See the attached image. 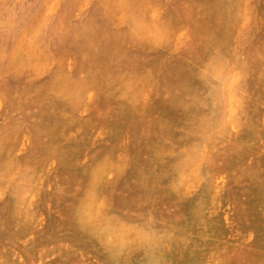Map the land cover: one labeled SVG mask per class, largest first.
Here are the masks:
<instances>
[{
	"label": "rangeland",
	"instance_id": "rangeland-1",
	"mask_svg": "<svg viewBox=\"0 0 264 264\" xmlns=\"http://www.w3.org/2000/svg\"><path fill=\"white\" fill-rule=\"evenodd\" d=\"M0 62V264H264V0H0Z\"/></svg>",
	"mask_w": 264,
	"mask_h": 264
},
{
	"label": "bare ground",
	"instance_id": "bare-ground-1",
	"mask_svg": "<svg viewBox=\"0 0 264 264\" xmlns=\"http://www.w3.org/2000/svg\"><path fill=\"white\" fill-rule=\"evenodd\" d=\"M97 1V0H96ZM104 1V0H103ZM105 1H107V0H105ZM151 1V0H150ZM184 1V0H183ZM72 2V1H71ZM148 2V1H147ZM161 2V1H160ZM260 2V1H259ZM56 3V2H55ZM134 3H136V2H134ZM141 3V2H140ZM152 3V2H151ZM154 3V2H153ZM157 3V2H156ZM84 4V3H83ZM92 4V3H91ZM90 4V5H91ZM97 4V3H96ZM101 4V3H100ZM164 4V3H163ZM162 4V5H163ZM14 5V4H13ZM54 5H56V4H54ZM57 5H58V3H57ZM99 5V4H98ZM113 5V4H112ZM161 5V6H162ZM165 5V4H164ZM226 5V4H225ZM65 6V5H64ZM111 6V5H110ZM160 6V5H159ZM261 6V5H260ZM13 7V6H12ZM45 7H46V5H45ZM75 7V6H74ZM133 7V6H132ZM173 7V6H172ZM203 7V6H202ZM229 7H232V6H229ZM96 8V7H95ZM99 8V7H98ZM115 7L113 6V10H115L116 11V9H114ZM185 8V7H184ZM225 8H226V6H225ZM118 9V8H117ZM169 9V8H168ZM45 10V9H44ZM65 10V9H64ZM72 10V9H71ZM137 10V9H136ZM183 10V9H182ZM83 11V10H82ZM97 11H98V9H97ZM167 11V10H166ZM231 11V10H230ZM99 12V11H98ZM110 12H112V11H110ZM114 12V11H113ZM152 12V11H151ZM173 12V11H172ZM44 13V12H43ZM78 13V12H77ZM164 13V12H163ZM170 13V12H169ZM68 14H70V13H68ZM67 14V15H68ZM112 14V13H111ZM116 14V13H115ZM199 14H201V12L199 13ZM203 14V13H202ZM61 15V14H60ZM100 15V14H99ZM134 15V14H133ZM172 15V14H171ZM42 16V15H41ZM52 16V15H51ZM78 16V15H77ZM106 16V15H105ZM135 16V15H134ZM134 16H133V18H134ZM163 16V15H162ZM197 16V15H196ZM17 17V16H16ZM42 17H44V16H42ZM67 17V16H66ZM75 17V16H74ZM108 17V16H107ZM140 17V16H139ZM227 17V16H226ZM11 18H13V16H11ZM128 19H130V18H128ZM150 19V18H149ZM39 20V19H38ZM60 20V19H59ZM163 20V19H162ZM225 20V19H224ZM226 20H228V18L226 19ZM230 20V19H229ZM227 21V22H229V23H231L230 21ZM13 21V20H12ZM43 21V20H42ZM93 21V20H92ZM128 21V20H127ZM167 20L165 19V22H166ZM41 22V21H40ZM61 22V21H60ZM84 22V21H83ZM111 22V21H110ZM129 22V21H128ZM135 22V21H134ZM185 22H186V20H185ZM234 22V21H233ZM47 23V22H46ZM80 23V22H79ZM94 23H96V22H94ZM139 23V22H138ZM137 23V24H138ZM166 23H168V22H166ZM192 23V22H191ZM42 24H44V23H42ZM57 24H59V23H57ZM132 24V23H131ZM172 24V23H171ZM228 24V23H227ZM233 24V23H232ZM39 25V24H38ZM45 25V24H44ZM129 25V24H128ZM163 25V24H162ZM193 25V24H192ZM231 25V24H230ZM229 25V26H230ZM46 26V25H45ZM57 26V25H56ZM166 26H168V25H166ZM225 26H227V25H225ZM25 27V26H24ZM23 27V28H24ZM41 27V26H40ZM110 27V26H109ZM123 27V26H122ZM137 27V26H136ZM169 27V26H168ZM233 27V26H232ZM130 28V27H129ZM131 28H132V26H131ZM35 29V28H34ZM112 29H113V27H112ZM163 29V28H162ZM31 30V29H30ZM93 30H95V29H93ZM121 30H123L122 28H121ZM262 30V29H261ZM35 32H36V30H34ZM55 31H57V30H55ZM67 31V30H66ZM112 31V30H111ZM40 32V31H39ZM38 32V33H39ZM115 32V31H114ZM127 32V34H128V31H126ZM134 32V31H133ZM219 32H221L220 30H219ZM223 32V31H222ZM222 32L220 33V35L222 34ZM228 32V31H227ZM230 32V31H229ZM260 32V31H259ZM3 33V32H2ZM38 33L36 34L38 37H39V35H38ZM59 33V32H58ZM61 33V32H60ZM117 33V32H116ZM116 33H115V35H116ZM66 34V33H65ZM75 34V33H74ZM126 34V33H125ZM126 34V35H127ZM130 34H131V32H130ZM133 34V33H132ZM228 34V33H227ZM227 34L225 33V31H224V35L225 36H227ZM5 35V34H4ZM18 35V34H17ZM112 35V34H111ZM181 35V34H180ZM60 36V35H59ZM103 36V35H102ZM117 36V35H116ZM124 36V35H123ZM122 36V37H123ZM130 36V35H129ZM128 35H127V37H125V38H131V37H129ZM63 37H64V35H63ZM110 37H113V35L112 36H110ZM118 38H119V36H117ZM30 38V37H29ZM65 38V37H64ZM114 38V37H113ZM247 38V37H246ZM66 39V38H65ZM64 39V40H65ZM111 39V38H110ZM230 39H231V37H230ZM114 40V39H113ZM121 40V39H120ZM123 40V39H122ZM168 40V39H167ZM18 41V40H17ZM128 41V40H127ZM166 41V40H165ZM165 41H163V43L162 44H165ZM200 41H202V40H200ZM242 41H243V39H242ZM111 42V41H110ZM118 42V41H117ZM122 42V41H121ZM120 42V43H121ZM131 42H132V39H131ZM130 42V43H131ZM162 42V41H161ZM168 43H169V41H167ZM211 42H213V41H211ZM216 42V41H215ZM38 43V42H37ZM60 43V42H59ZM62 43V42H61ZM90 43V42H89ZM120 43H119V45H120ZM129 43V42H128ZM203 43V42H202ZM253 43V42H252ZM13 44H14V42H13ZM28 44H29V42H28ZM122 44V43H121ZM135 44V43H134ZM213 44V43H212ZM224 44V43H223ZM54 45V44H53ZM89 45V44H88ZM114 45V44H113ZM118 45V46H119ZM136 45V44H135ZM134 45V46H135ZM179 45V44H178ZM202 45V44H201ZM13 46V45H12ZM12 46H11V48H12ZM111 46V45H110ZM122 46V45H121ZM137 46V45H136ZM161 46V45H160ZM14 47V46H13ZM56 47V46H55ZM109 47V46H108ZM113 47V46H112ZM156 47V46H155ZM163 47V46H162ZM202 47V46H201ZM217 47V46H216ZM41 48V47H40ZM218 48V47H217ZM223 48V47H222ZM246 48V47H245ZM44 49V48H43ZM42 49V50H43ZM48 49V48H47ZM68 49V48H67ZM124 49V48H123ZM141 49V48H140ZM170 49H172V48H170ZM175 49V48H174ZM224 49V48H223ZM236 49V48H235ZM237 49H239V48H237ZM243 49V48H242ZM249 49V48H248ZM253 49V48H252ZM62 50V49H61ZM64 50H66V49H64ZM120 50V49H119ZM134 50V49H133ZM135 50H136V48H135ZM146 50V49H145ZM202 50V49H201ZM229 50H231V49H229ZM49 51V50H48ZM95 51V50H94ZM130 51V50H129ZM141 51H143V50H141ZM156 51V50H155ZM160 51V50H159ZM165 51V50H164ZM185 51V50H184ZM192 51V50H191ZM203 51H204V48H203ZM232 51V50H231ZM236 51V50H235ZM60 52H62V51H60ZM126 52V51H125ZM139 52V51H138ZM157 52V51H156ZM165 52H167V50L165 51ZM205 52V51H204ZM212 52V51H211ZM237 52V51H236ZM56 53V52H55ZM132 53V52H131ZM148 53V52H147ZM150 53V52H149ZM154 53V52H153ZM183 53V52H182ZM188 53V52H187ZM194 53V52H193ZM233 53H235V52H233ZM62 54V53H61ZM109 54V53H108ZM118 54H119V52H118ZM121 54H123V53H121ZM145 54V53H144ZM200 54V53H199ZM205 54V53H204ZM203 54V56L205 57V55ZM241 54H243V53H241ZM254 54H255V52H254ZM86 55V54H85ZM84 55V56H85ZM95 55V54H94ZM172 55V54H171ZM182 55V54H181ZM180 55V56H181ZM187 55V54H186ZM201 55V54H200ZM199 55V56H200ZM239 55H240V53H239ZM72 56V55H71ZM105 56V55H104ZM108 56V55H107ZM113 56V55H112ZM158 56H159V54H158ZM157 56V57H158ZM222 56H224V55H222ZM233 56V55H232ZM244 56V55H243ZM7 57V56H6ZM140 57V56H139ZM250 57V56H249ZM262 57V56H261ZM56 58V57H55ZM89 58V57H88ZM160 58H161V55H160ZM171 58H173V57H171ZM198 58V57H197ZM200 59H201V57H199ZM234 58V57H233ZM239 58V57H238ZM246 58V57H245ZM49 59V58H48ZM82 59V58H81ZM116 59V58H115ZM125 59V58H124ZM133 59V58H132ZM181 59V58H180ZM212 59V58H211ZM224 59V58H223ZM243 59V58H242ZM80 60V59H79ZM111 60V59H110ZM122 60V59H121ZM144 60V59H143ZM155 60V59H154ZM160 60V59H159ZM202 60V59H201ZM219 60H220V58H219ZM244 60V59H243ZM90 61V60H89ZM93 61H95V60H93ZM92 61V62H93ZM125 61V60H124ZM124 61H123V63H124ZM128 61V60H127ZM126 61V62H127ZM148 61V60H147ZM146 61V62H147ZM151 61V60H150ZM165 61H166V59H165ZM106 62V61H105ZM132 62V61H131ZM137 62V61H136ZM159 62V61H158ZM157 62V63H158ZM163 62V61H162ZM184 62V61H183ZM200 62V61H199ZM203 62H204V59H203ZM242 62V61H241ZM240 62V63H241ZM1 63V62H0ZM71 63V62H70ZM78 63V62H77ZM100 63V62H99ZM145 63V62H144ZM152 63V62H151ZM161 63V62H160ZM184 63H186V62H184ZM197 63V62H196ZM227 63H228V60H227ZM95 64V63H94ZM182 64V63H181ZM200 64V63H199ZM98 65V64H97ZM138 65V64H137ZM146 65H148V64H146ZM170 65V64H169ZM179 65H180V63H179ZM57 66H58V64H57ZM92 66H93V64H92ZM91 66V67H92ZM125 66V65H124ZM143 66V65H142ZM152 66V65H151ZM186 65H184V67H185ZM212 66V65H211ZM219 66H220V64H219ZM218 66V67H219ZM5 67V66H4ZM94 67V66H93ZM101 67V66H100ZM109 67V66H108ZM120 67V66H119ZM126 67H127V65H126ZM131 67V66H130ZM137 67V66H136ZM148 67H149V65H148ZM191 67V66H190ZM196 67V66H195ZM198 67V66H197ZM217 67V68H218ZM239 67V66H238ZM243 67V66H242ZM261 67H263L262 65H261ZM102 68V67H101ZM122 68V67H121ZM135 68V67H134ZM166 68V67H165ZM171 68H173L172 66H171ZM212 68H213V66H212ZM235 68V67H234ZM240 68H241V66H240ZM66 69V68H65ZM64 69V70H65ZM75 69V68H74ZM125 69V68H124ZM132 69V68H131ZM137 69V68H136ZM135 69V70H136ZM143 69H146V67L145 68H143ZM152 69V68H151ZM151 69H150V71H151ZM162 69V68H161ZM164 69V68H163ZM162 69V70H163ZM175 68H173V70H174ZM177 69V68H176ZM180 69V68H179ZM188 69V68H187ZM192 69V68H191ZM215 69V68H214ZM63 70V71H64ZM67 70V69H66ZM108 69H106V71H107ZM111 70V69H110ZM121 70V69H120ZM129 70V69H128ZM134 70V69H133ZM134 70V71H135ZM199 70H200V68H199ZM209 70V69H208ZM212 70V69H211ZM220 70V69H219ZM218 70V71H219ZM222 70V69H221ZM53 71V70H52ZM58 71V70H57ZM60 71V70H59ZM93 71V70H92ZM123 71V70H122ZM188 71V70H187ZM190 69H189V74H190ZM198 71V70H197ZM196 71V72H197ZM210 71V70H209ZM5 72V71H4ZM9 72V71H8ZM65 72V71H64ZM108 72V71H107ZM107 72H105V73H107ZM138 72V74H139V71H137ZM140 72H141V69H140ZM146 72V71H145ZM248 72V71H247ZM9 73H11V72H9ZM52 73V72H51ZM102 73V72H101ZM110 73V72H109ZM118 73H120L119 71H118ZM123 73V72H122ZM128 73V72H127ZM148 73V72H147ZM146 73V74H147ZM188 73V72H187ZM202 73V72H201ZM1 74V73H0ZM32 74V73H31ZM47 74V73H46ZM99 74V73H98ZM134 74V73H133ZM145 74V75H146ZM150 74H152V73H150ZM203 74V73H202ZM223 74V73H222ZM241 74H242V71H241ZM247 74V73H246ZM245 74V75H246ZM9 75V74H8ZM19 75V74H18ZM62 75V74H61ZM91 75H93V74H91ZM110 75H111V73H110ZM119 75V74H118ZM127 75V74H126ZM162 75V74H161ZM163 75H165V73L163 74ZM210 75V74H209ZM244 75V76H245ZM17 76V75H16ZM20 76H21V74H20ZM19 76V77H20ZM96 76V75H95ZM120 76V75H119ZM130 76H132L131 74H130ZM141 76V75H140ZM151 76V75H150ZM155 76V75H154ZM202 76V75H201ZM12 77V76H11ZM18 77V76H17ZM18 77V78H19ZM64 77H65V75H64ZM104 77V76H103ZM111 77V76H110ZM121 77V76H120ZM133 77V76H132ZM137 77H138V75H137ZM152 77V76H151ZM164 77V76H163ZM204 77V76H203ZM208 77V76H207ZM231 77V76H230ZM241 77V76H240ZM247 77V76H246ZM43 78V77H42ZM74 78H75V76L73 77V80H72V82L74 81ZM77 78V77H76ZM90 78V77H89ZM118 78V77H117ZM135 78H136V75H135ZM216 78V77H215ZM226 78V77H225ZM250 78V77H249ZM50 79V78H49ZM67 79V78H66ZM70 79H72V78H70ZM87 79V78H86ZM98 79V78H97ZM97 79H96V81H97ZM104 79V78H103ZM120 79V78H119ZM128 79V78H127ZM133 79V78H132ZM137 79V78H136ZM147 79V78H146ZM231 79V78H230ZM229 79V81H231ZM68 80V79H67ZM80 80V79H79ZM99 80V79H98ZM100 80H102V77H101V79ZM113 80V79H112ZM118 80V79H117ZM152 80V79H151ZM249 80V79H248ZM247 80V81H248ZM2 81V80H1ZM37 81V80H36ZM36 81H34V82H36ZM86 81V80H85ZM85 81H83V82H85ZM104 81V80H103ZM102 81V82H103ZM159 81V80H158ZM197 81H198V78H197ZM203 81V80H202ZM18 82V81H17ZM43 82V81H42ZM81 82V81H80ZM115 82H116V80H115ZM161 82V81H160ZM159 82V83H160ZM174 82V81H173ZM199 82V81H198ZM250 82V81H249ZM41 83V82H40ZM45 83V82H44ZM69 83V82H68ZM91 83V82H90ZM93 83V82H92ZM118 83V82H117ZM162 83V82H161ZM185 83H186V81H185ZM200 83V82H199ZM242 83V82H241ZM245 83V82H244ZM72 85H73V83H71ZM83 84V83H82ZM155 84V83H154ZM202 84V83H201ZM16 85V84H15ZM25 85H28V84H25ZM120 85V84H119ZM118 85V86H119ZM222 85H224L223 83H222ZM246 85V84H245ZM6 87H8L7 85H5ZM56 86V85H55ZM71 86V85H70ZM104 86V85H103ZM113 86H115V85H113ZM154 86H156V85H154ZM159 86V85H158ZM188 86H190V85H188ZM192 86H194V85H192ZM247 86V85H246ZM36 87V86H35ZM34 87V88H35ZM202 87V86H201ZM228 87V86H227ZM4 88V87H3ZM66 88H68V87H66ZM76 88V87H75ZM80 88V87H79ZM84 88V87H83ZM155 88V87H154ZM184 88V87H183ZM189 88V87H188ZM233 88V87H232ZM232 88H230V89H232ZM47 89V88H46ZM74 89V88H73ZM72 89V90H73ZM92 89V88H91ZM100 89H103V87H101ZM108 89V88H107ZM123 89V88H122ZM185 89V88H184ZM192 89V88H191ZM201 89V88H200ZM229 89V90H230ZM69 90H70V88H69ZM76 90V89H75ZM111 90H112V88H111ZM124 90H125V88H124ZM127 90V89H126ZM195 90V89H194ZM204 90V89H203ZM40 91H43L42 89L40 90ZM52 91H55V89L53 90L52 89ZM82 91H84V90H82ZM103 91V90H102ZM118 91V90H117ZM128 91V90H127ZM168 91V90H167ZM174 91V90H173ZM178 91V90H177ZM186 91V89L184 90V92ZM222 91V90H221ZM247 91V90H246ZM67 92V91H66ZM72 92V91H71ZM74 92V91H73ZM84 92H86V91H84ZM120 92H122L121 90L119 91V93ZM170 92V91H169ZM195 92V91H194ZM199 92H200V90H199ZM226 92V91H225ZM234 92V91H233ZM245 92V91H244ZM44 93V92H43ZM45 93H48V91L47 92H45ZM63 93V92H62ZM65 93V92H64ZM68 93V92H67ZM75 93V92H74ZM82 93V92H81ZM101 93V92H100ZM108 93V92H107ZM110 94H111V92H109ZM128 93V92H127ZM130 93H132V92H130ZM175 93V92H174ZM173 92L171 93V94H174ZM186 93V92H185ZM197 93V92H196ZM241 93V92H240ZM14 94V93H13ZM16 94V93H15ZM50 94V93H49ZM48 94V95H49ZM118 94V93H117ZM155 94V93H154ZM169 94V93H168ZM180 94H183V93H180ZM195 94V93H194ZM225 94V93H224ZM253 94V93H252ZM26 95V94H25ZM36 95V94H35ZM47 95V94H46ZM76 96H77V94H75ZM105 95V94H104ZM103 95V96H104ZM126 95V94H125ZM200 95H201V92H200ZM251 95V94H250ZM60 96V95H59ZM65 96V95H64ZM114 97H115V95H113ZM128 96V95H127ZM172 96V95H171ZM257 96V95H256ZM259 96V95H258ZM7 97H8V95H7ZM38 97V96H37ZM36 97V98H37ZM87 97V96H86ZM125 97V96H124ZM168 97V96H167ZM181 97V96H180ZM182 97H183V99H184V96L182 95ZM49 98V97H48ZM47 98V99H48ZM84 98V97H83ZM109 98V97H108ZM172 98V97H171ZM200 98V97H199ZM218 98V97H217ZM220 98V97H219ZM235 98V97H234ZM245 98V97H244ZM244 98H243V100H244ZM46 99V100H47ZM65 99V98H64ZM77 99V98H76ZM81 99V98H80ZM112 99V98H111ZM176 99V98H175ZM178 99V98H177ZM182 99V98H181ZM182 99V100H183ZM186 99V98H185ZM189 99V98H188ZM187 99V100H188ZM216 99V98H215ZM236 99V98H235ZM8 100V99H7ZM17 100V99H16ZM68 100H69V98H68ZM71 100H72V97H71ZM104 100V99H103ZM118 100V99H117ZM221 100V99H220ZM219 100V101H220ZM227 100V99H226ZM252 100V99H251ZM255 100H257V99H255ZM4 101V100H3ZM48 101V100H47ZM122 101V100H121ZM170 101H172V100H170ZM178 101H181V100H178ZM228 101V100H227ZM11 102V101H10ZM42 102V101H41ZM50 102V101H49ZM70 102V101H69ZM117 102V101H116ZM133 102V101H132ZM175 102V101H174ZM182 102V101H181ZM184 102H186V100L184 101ZM216 102H217V100H216ZM242 102V101H241ZM252 102V101H251ZM81 103H82V101H81ZM112 103V102H111ZM153 103V102H152ZM245 103V102H244ZM263 103V102H262ZM33 104V103H32ZM40 104V103H39ZM38 104V105H39ZM48 104V103H47ZM79 104V103H78ZM178 104H179V102H178ZM217 104V103H216ZM227 104H229L228 102H227ZM235 104V103H234ZM246 104V103H245ZM49 105H50V103H49ZM71 105H73V104H71ZM113 105V104H112ZM214 105H215V103H214ZM226 105V104H225ZM236 105V104H235ZM235 105H233L234 107L233 108H235ZM241 105V104H240ZM243 105V104H242ZM247 105H249V104H247ZM246 105V106H247ZM58 106V105H57ZM191 106V105H190ZM244 106V105H243ZM256 106V105H255ZM254 106V107H255ZM4 107H5V105H4ZM51 107H52V105H51ZM55 107V106H54ZM80 107V106H79ZM112 107V106H111ZM181 107H183V106H181ZM187 107V106H186ZM186 107H185V109H186ZM228 107V106H227ZM237 107V106H236ZM18 108V107H17ZM56 108V107H55ZM62 108V107H61ZM67 108H68V106H67ZM75 108V107H74ZM117 108H119V107H117ZM197 108V107H196ZM207 107H205V109H206ZM14 109H16V108H14ZM36 109V108H35ZM78 109V108H77ZM247 109V108H246ZM27 110V109H26ZM65 110H66V108H65ZM74 110V109H73ZM183 110H184V108H183ZM187 110V109H186ZM239 110V109H238ZM251 110V109H250ZM1 111V110H0ZM5 111V110H4ZM24 111H25V109H24ZM182 111V110H181ZM187 111H189V109L187 110ZM194 111V110H193ZM202 111V110H201ZM234 111V110H233ZM236 111V110H235ZM95 112V111H94ZM157 112V111H156ZM180 112V111H179ZM179 112H177V114L179 113ZM190 112V111H189ZM188 112V113H189ZM6 113V112H5ZM129 113V112H128ZM196 113V112H195ZM198 113V112H197ZM228 113V112H227ZM250 113H252V112H250ZM58 114V113H57ZM119 114V113H118ZM162 114V113H161ZM206 114V113H205ZM5 115V114H4ZM130 115V114H129ZM128 115V116H129ZM163 115V114H162ZM179 115V114H178ZM191 115V114H190ZM199 115H200V113H199ZM199 115H198V117H199ZM207 115V114H206ZM227 115V114H226ZM236 115V114H235ZM242 115V114H241ZM21 116V115H20ZM216 116V115H215ZM247 116V115H246ZM41 117V116H40ZM64 117V116H63ZM93 117V116H92ZM179 117H181V116H179ZM205 117V116H204ZM255 117V116H254ZM10 118V117H9ZM20 118V117H19ZM30 118V117H29ZM67 118V117H66ZM65 118V119H66ZM72 118V117H71ZM75 118V117H74ZM94 118V117H93ZM185 118V117H184ZM188 118V117H187ZM196 118V117H195ZM222 118V117H221ZM223 118H224V116H223ZM17 119V118H16ZM27 119H28V117H27ZM183 119V118H182ZM200 119V118H199ZM230 119V118H229ZM36 120V119H35ZM69 120V119H68ZM89 120V119H88ZM201 120V119H200ZM205 120V119H204ZM228 120V119H227ZM257 119H255V121H256ZM43 121V120H42ZM188 121H189V119H188ZM223 121V120H222ZM259 121V120H258ZM68 122H70V120L68 121ZM177 122V121H176ZM179 122V121H178ZM181 122V121H180ZM185 122V121H184ZM183 122V123H184ZM191 122V121H190ZM202 122V121H201ZM246 122V121H245ZM24 123V122H23ZM42 123V122H41ZM45 123V122H44ZM65 123V122H64ZM74 123V122H73ZM79 123V122H78ZM160 123V122H159ZM199 123V122H198ZM207 123V122H206ZM206 123H204V124H206ZM225 123V122H224ZM223 123V124H224ZM240 123V122H239ZM75 124V123H74ZM79 124H81V123H79ZM93 124H95L94 122H93ZM114 124V123H113ZM193 124H195V123H193ZM197 124V123H196ZM226 124H227V122H226ZM243 124V123H242ZM252 124V123H251ZM250 124V125H251ZM254 124V123H253ZM17 125V124H16ZM19 125V124H18ZM24 125V124H23ZM66 125V124H65ZM69 125V124H68ZM72 125V124H71ZM115 125V124H114ZM202 125V124H201ZM225 125V124H224ZM52 126V125H51ZM63 126V125H62ZM94 126V125H93ZM161 126H162V124H161ZM186 126H190L189 124L188 125H186ZM193 126V125H192ZM226 126V125H225ZM242 126V125H241ZM9 127V126H8ZM17 127V126H16ZM66 127V126H65ZM114 127V126H113ZM167 127V126H166ZM165 127V128H166ZM194 128L196 127V126H193ZM200 128H201V126H199ZM205 127V126H204ZM20 128V127H19ZM37 128H39V127H37ZM52 128H54L53 126H52ZM88 128V127H87ZM104 128V127H103ZM160 128V127H159ZM165 128H163V129H165ZM197 128H198V126H197ZM223 128V127H222ZM241 128V127H240ZM48 129H49V126H48ZM61 129H62V127H61ZM162 129V128H161ZM186 129V128H185ZM224 129V128H223ZM56 130V129H55ZM89 130H91V129H89ZM188 130V129H187ZM186 130V131H187ZM196 130H198V129H196ZM200 130V129H199ZM207 130H209V128L207 129ZM224 130H226V129H224ZM233 130V129H232ZM3 131H5V129L3 130ZM26 131V130H25ZM54 131V130H53ZM95 131V130H94ZM164 131V130H163ZM167 131H168V129H167ZM166 131V132H167ZM181 131V130H180ZM211 131V130H210ZM217 131V130H216ZM239 131V130H238ZM240 131H242V130H240ZM247 130H245V132H246ZM262 131V130H261ZM10 132V131H9ZM16 132H17V130H16ZM29 132V131H28ZM27 132V133H28ZM50 132V131H49ZM113 132H115V131H113ZM170 132V131H169ZM172 132V131H171ZM201 132V131H200ZM205 132V131H204ZM209 132V131H208ZM212 132V131H211ZM243 132V131H242ZM248 132V131H247ZM21 133H22V131H21ZM32 133V132H31ZM51 133V132H50ZM49 133V134H50ZM81 133H83V132H81ZM173 133V132H172ZM184 133V132H183ZM188 133V132H187ZM228 133V132H227ZM254 133V132H253ZM114 134V133H113ZM198 134V133H197ZM200 134V133H199ZM233 134H234V132H233ZM7 135H8V133H7ZM28 135V134H27ZM44 135V134H43ZM42 135V136H43ZM51 135H52V133H51ZM166 135V134H165ZM169 135V134H168ZM167 135V136H168ZM180 135V134H179ZM184 135V134H183ZM250 135V134H249ZM251 135H252V133H251ZM38 136V135H37ZM55 136V135H54ZM64 136H65V134H64ZM81 136V135H80ZM92 136V135H91ZM170 136H172V135H170ZM185 136H186V134H185ZM204 136V135H203ZM230 136H232V135H230ZM1 137V136H0ZM31 137H32V135H31ZM46 137H48V136H46ZM51 137V136H50ZM77 137H78V135H77ZM111 137V136H110ZM119 137V136H118ZM125 137H126V135H125ZM187 138H188V135L186 136ZM206 137V136H205ZM226 137V136H225ZM2 138V137H1ZM52 138V137H51ZM177 138V137H176ZM175 138V139H176ZM185 138V137H184ZM184 138H183V141H184ZM238 138H240L239 136H238ZM245 138V137H244ZM251 138V137H250ZM249 138V139H250ZM260 138V137H259ZM18 139V138H17ZM31 139V138H30ZM53 139V138H52ZM95 139V138H94ZM107 139V138H106ZM189 139V138H188ZM200 139V138H199ZM210 139H212V137L210 138ZM214 140H215V138H213ZM233 139H234V137H233ZM263 139V138H262ZM2 140V139H1ZM32 140V139H31ZM50 140V139H49ZM54 140H56V139H54ZM77 140V139H76ZM126 140V139H125ZM182 140V139H181ZM209 140V139H208ZM218 140V139H217ZM230 140V139H229ZM237 140V139H236ZM241 140H243V138L241 139ZM253 140V139H252ZM4 141V140H3ZM26 141V140H25ZM51 141V140H50ZM82 141V140H81ZM96 141V140H95ZM112 141V140H111ZM174 141V140H173ZM177 141V140H176ZM175 141V142H176ZM194 141H196V140H194ZM205 141V140H204ZM211 141V140H210ZM226 141V140H225ZM231 141V140H230ZM246 141H249V140H246ZM30 142V141H29ZM34 142V141H33ZM43 142H44V140H43ZM84 142V141H83ZM180 142V141H179ZM219 142V141H218ZM222 142V141H221ZM13 143V142H12ZM31 143V142H30ZM46 143V142H45ZM51 143V142H50ZM72 143V142H71ZM106 143V142H105ZM164 143V142H163ZM178 143V142H177ZM205 143V142H204ZM220 143V142H219ZM237 143V142H236ZM25 144V143H24ZM43 144V143H42ZM48 144V143H47ZM51 144H53L54 145V143H51ZM66 144V143H65ZM188 144V143H187ZM208 144V143H207ZM210 144H212V143H210ZM238 144V143H237ZM63 145V144H62ZM168 144H166V146H167ZM240 145V144H239ZM239 145H237V146H239ZM37 146V145H36ZM70 146V145H69ZM156 146V145H155ZM227 146V145H226ZM254 146V145H253ZM3 147V146H2ZM42 147V146H41ZM41 147H39V148H41ZM55 147V146H54ZM54 147H53V149H54ZM67 147V146H66ZM83 147V146H82ZM103 147V146H102ZM246 147V146H245ZM48 148H50V147H48ZM57 148V147H56ZM105 148H106V146H105ZM169 148V147H168ZM193 148V147H192ZM249 148V147H248ZM3 149V148H2ZM46 149V148H45ZM44 149V150H45ZM58 149H59V147H58ZM57 149V150H58ZM64 149H66V148H64ZM103 149V148H102ZM111 149V148H110ZM186 149H188L189 150V148H186ZM238 149V148H237ZM242 149H244V147L242 148ZM14 150V149H13ZM41 150V149H40ZM56 150V149H55ZM56 150V152H59V151H57ZM67 150H69V148L67 149ZM71 150V149H70ZM73 150V149H72ZM184 150V149H183ZM6 151V150H5ZM8 151H9V149H8ZM27 151V150H26ZM36 151V150H35ZM49 151V150H48ZM77 151V150H76ZM92 151V150H91ZM90 151V152H91ZM103 151V150H102ZM175 151V150H174ZM184 151H186V150H184ZM183 151V152H184ZM192 151V150H191ZM4 152V151H3ZM38 152V151H37ZM84 152V151H83ZM104 152V151H103ZM155 152V151H154ZM176 152H178V151H176ZM198 152V151H197ZM5 153V152H4ZM12 153V152H11ZM24 153V152H23ZM40 153V152H39ZM42 154L44 153V152H41ZM45 153H46V151H45ZM69 153V152H68ZM68 153L66 154V155H68ZM181 153V152H180ZM193 153H195V152H193ZM215 153H217V152H215ZM28 154V153H27ZM60 154V153H59ZM88 154V153H87ZM173 154V153H172ZM175 154V153H174ZM177 154V153H176ZM179 154V153H178ZM182 154V153H181ZM188 154V153H187ZM206 154V153H205ZM225 154V153H224ZM11 155V154H10ZM9 155V156H10ZM34 155V154H33ZM105 155V154H104ZM135 155V154H134ZM153 155V154H152ZM169 155V154H168ZM236 155V154H235ZM41 156V155H40ZM155 156V155H154ZM188 156V155H187ZM193 155H191V157H192ZM5 157V156H4ZM3 157V158H4ZM24 157V156H23ZM25 157H28V156H25ZM66 157V156H65ZM164 157V156H163ZM169 157H172V155H170ZM197 157V156H196ZM200 157V156H199ZM203 157V156H202ZM243 157V156H242ZM96 158V157H95ZM162 158V157H161ZM173 158V157H172ZM179 158V157H178ZM190 158V157H189ZM198 158V157H197ZM6 159V158H5ZM9 159V158H8ZM63 159V158H62ZM62 159H60V161L62 160ZM167 159V158H166ZM177 159V158H176ZM33 160V159H32ZM69 160V159H68ZM73 160V159H72ZM102 160V159H101ZM136 160H137V158H136ZM154 160V159H153ZM168 160V159H167ZM167 160H166V162H167ZM172 159H170V161H171ZM192 160H193V158H192ZM208 160V159H207ZM66 161V160H65ZM103 161V160H102ZM173 161V160H172ZM175 161V160H174ZM173 161V162H174ZM188 161V160H187ZM15 162V161H14ZM20 162V161H19ZM29 162V161H28ZM103 162H105V161H103ZM154 162V161H153ZM166 162H165V164H162V165H166ZM250 162V161H249ZM1 163V162H0ZM9 163V162H8ZM155 163H157V162H155ZM185 163V162H184ZM9 164H11V163H9ZM30 164V163H29ZM64 164H65V162H64ZM95 164V163H94ZM139 164V163H138ZM159 164V163H158ZM129 165H131V164H129ZM148 165V164H147ZM152 165V164H151ZM160 165H161V163L159 164V167H160ZM12 166V165H11ZM14 166V165H13ZM67 167V166H66ZM70 167V166H69ZM85 167V166H84ZM92 168H93V166H91ZM149 167H152V166H149ZM165 167V166H164ZM163 167V168H164ZM172 167V166H171ZM251 167V166H250ZM2 168H4V167H2ZM10 168V167H9ZM60 168V167H59ZM59 168H58V170H59ZM88 168V167H87ZM92 168H91V171H92ZM185 168V167H184ZM12 169V168H11ZM14 169V168H13ZM32 169V168H31ZM34 169V168H33ZM32 169V170H33ZM67 169V168H66ZM79 169V168H78ZM89 169V168H88ZM138 169H139V167H138ZM144 169V168H143ZM151 169H153V168H151ZM155 169V168H154ZM186 169H187V167H186ZM7 170V169H6ZM73 170V169H72ZM158 170H159V168H158ZM166 170H168V169H166ZM209 170V169H208ZM79 171H81V169L79 170ZM151 171V170H150ZM164 169H163V173H164ZM170 171V170H169ZM199 171V170H198ZM11 172H12V170H11ZM32 172V171H31ZM30 172V173H31ZM38 172V171H37ZM57 172V171H56ZM84 172V171H83ZM82 171L80 172V173H83ZM148 172H149V170H148ZM204 172H206V171H204ZM92 173V172H91ZM151 173V172H150ZM156 173H159V172H156ZM208 173V172H207ZM210 173V172H209ZM35 174V173H34ZM104 174V173H103ZM129 174H132V173H129ZM166 174V173H165ZM183 174H184V170H183ZM198 174V173H197ZM200 174V173H199ZM18 175V174H17ZM150 175V174H149ZM156 175V174H155ZM159 175V174H158ZM161 175V174H160ZM164 175V174H163ZM181 175H182V173H181ZM126 176V175H125ZM147 176V175H146ZM196 176H198V175H196ZM200 176V175H199ZM8 177V176H7ZM18 177V176H17ZM20 177V176H19ZM152 177V176H151ZM151 177H150V179H151ZM182 177V176H181ZM187 177V176H186ZM227 177V176H226ZM26 178V177H25ZM28 178H30V177H28ZM134 178V177H133ZM145 178V177H144ZM143 178V180L145 181V180H147L146 178L144 179ZM148 178V177H147ZM244 178V177H243ZM3 179V178H2ZM7 179V178H6ZM55 179V178H54ZM89 179V178H88ZM136 179V178H135ZM202 179V178H201ZM209 179V178H208ZM5 180V179H4ZM46 179H44L43 181H45ZM151 180H153V179H151ZM155 180V179H154ZM13 181H14V179H13ZM90 181H91V179H90ZM12 182V181H11ZM10 182V183H11ZM17 182V181H16ZM23 182V181H22ZM101 182V181H100ZM9 183V184H10ZM30 183V182H29ZM99 183V182H98ZM127 183V182H126ZM142 183H144V182H142ZM201 183V182H200ZM51 184V183H50ZM57 184V183H56ZM208 184V183H207ZM4 185V184H3ZM28 185H30V184H28ZM44 185V184H43ZM61 185V184H60ZM59 185V186H60ZM120 185V184H119ZM119 185H118V187H119ZM11 186V185H10ZM112 186V185H111ZM145 186H146V184H145ZM144 186V187H145ZM148 186V185H147ZM151 186V185H150ZM207 186V185H206ZM4 187V186H3ZM29 187V186H28ZM43 187V186H42ZM45 187V186H44ZM9 188V187H8ZM21 188H22V186H21ZM20 188V189H21ZM108 188V187H107ZM176 188V187H175ZM178 188V187H177ZM198 188V187H197ZM26 189H28L27 188V186H26ZM30 189H31V187H30ZM53 189V188H52ZM86 189V188H85ZM84 189V190H85ZM88 189V188H87ZM152 189V188H151ZM179 189V188H178ZM206 189H208V188H206ZM226 189V188H225ZM11 190V189H10ZM42 190V189H41ZM93 190V189H92ZM91 190V191H92ZM98 190V189H97ZM147 190V189H146ZM153 190H155V189H153ZM165 190V189H164ZM46 191H47V189H46ZM51 191V190H50ZM86 191V190H85ZM152 191V190H151ZM204 191V190H203ZM147 193L149 192L148 190L146 191ZM165 192V191H164ZM163 192V193H164ZM168 192H169V190H168ZM178 192V191H177ZM93 193V192H92ZM171 193V192H170ZM190 193V192H189ZM64 194V193H63ZM86 194V193H85ZM89 194V193H88ZM149 194V193H148ZM223 194V193H222ZM23 195V194H22ZM80 195V194H79ZM87 195V194H86ZM96 195V194H95ZM164 195H165V193H164ZM172 195V194H171ZM189 195V194H188ZM224 195V194H223ZM50 196V195H49ZM89 196V195H88ZM93 196V195H92ZM163 196V195H162ZM161 196V197H162ZM179 196V195H178ZM182 196V195H181ZM207 196H209V195H207ZM42 197V196H41ZM87 197V196H86ZM109 197V196H108ZM158 197H160L159 195H158ZM164 197V196H163ZM220 197V196H219ZM224 197V196H223ZM15 198V197H14ZM28 198V197H27ZM93 198V197H92ZM153 198V197H152ZM168 198V197H167ZM180 198V197H179ZM4 199V198H3ZM69 199V198H68ZM185 199H187V198H185ZM19 200V199H18ZM147 200V199H146ZM151 200V199H150ZM160 200V199H159ZM189 200V199H188ZM196 200V199H195ZM221 200V199H220ZM223 200H224V198H223ZM178 201V200H177ZM192 201V200H191ZM215 201H216V199H215ZM28 202V201H27ZM45 202V201H44ZM188 202V201H187ZM197 202V201H196ZM48 203V202H47ZM51 203V202H50ZM55 203V202H54ZM53 203V204H54ZM88 203V202H87ZM191 203V202H190ZM18 204V203H17ZM77 204H78V201H77ZM80 204V203H79ZM88 204H90V203H88ZM189 204V203H188ZM4 205V204H3ZM7 205H9V203L7 204ZM24 205V204H23ZM46 205V204H45ZM81 205V204H80ZM91 205V204H90ZM113 205V204H112ZM209 205H210V202H209ZM82 206V205H81ZM80 206V207H81ZM84 206V205H83ZM82 206V207H83ZM152 206V205H151ZM188 206V205H187ZM191 206V205H190ZM224 206V205H223ZM229 206V205H228ZM1 207V206H0ZM5 207H8V206H5ZM45 207V206H44ZM172 207V206H171ZM192 207V206H191ZM201 207V206H200ZM207 207H208V205H207ZM212 207V206H211ZM15 208V207H14ZM22 208V207H21ZM20 208V209H21ZM83 208H85V207H83ZM183 208V207H182ZM185 208V207H184ZM210 208V207H209ZM41 209V208H40ZM46 209V208H45ZM71 209V208H70ZM112 209V208H111ZM137 209V208H136ZM185 209H187V208H185ZM188 209H190V208H188ZM15 210H17L16 208H15ZM43 210V209H42ZM82 210V209H81ZM110 210V209H109ZM184 210V209H183ZM12 211H13V209H12ZM108 211V210H107ZM247 211V210H246ZM245 211V212H246ZM4 212V211H3ZM14 212V211H13ZM42 212V211H41ZM91 212V211H90ZM89 212V213H90ZM115 212V211H114ZM120 212V211H119ZM182 212H184V211H182ZM196 212V211H195ZM211 212V211H210ZM247 212H249V211H247ZM19 213V212H18ZM113 213V212H112ZM189 213H191V212H189ZM188 213V214H189ZM208 213V212H207ZM213 213V212H212ZM16 214V213H15ZM88 214V213H87ZM115 214V213H114ZM184 214V213H183ZM187 214V217L189 216ZM249 214H251V213H249ZM33 215V214H32ZM51 215V214H50ZM70 215V214H69ZM84 215V214H83ZM92 215V214H91ZM206 215V214H205ZM218 215V214H217ZM2 216H4L3 214H2ZM10 216V215H9ZM17 216V215H16ZM117 216V215H116ZM136 216V215H135ZM13 217V216H12ZM31 217V216H30ZM36 217V216H35ZM85 217V216H84ZM89 217H90V215H89ZM137 217V216H136ZM186 217V218H187ZM207 217V216H206ZM1 218V217H0ZM3 218V217H2ZM1 218V219H2ZM10 218V217H9ZM50 218V217H49ZM80 218V217H79ZM86 218V217H85ZM100 218V217H99ZM115 218V217H114ZM148 218V217H147ZM147 218H145V219H147ZM185 218V219H186ZM214 218H215V216H214ZM213 218V220L212 221H214L215 219ZM15 219V218H14ZM20 219V218H19ZM31 219V218H30ZM33 219V218H32ZM31 219V220H32ZM103 219V218H102ZM138 219V218H137ZM149 219V218H148ZM196 219V218H195ZM207 219V218H206ZM212 219V218H211ZM9 220V219H8ZM87 220V219H86ZM127 220V219H126ZM130 220V219H129ZM152 220V219H151ZM181 220H182V218H181ZM191 220V219H190ZM21 221V220H20ZM98 221V220H97ZM108 221V220H107ZM121 221V223H122V220H120ZM171 221V220H170ZM187 221V220H186ZM207 221H209V220H207ZM11 222V221H10ZM15 222V221H14ZM55 222H57V221H55ZM74 222V221H73ZM127 222H128V220H127ZM133 222V221H132ZM148 222V221H147ZM184 222H185V220H184ZM184 222H182V224L184 223ZM1 224H3L2 222H0ZM25 223V222H24ZM124 223V222H123ZM193 223H195V221L193 222ZM13 224V223H12ZM15 224V223H14ZM27 224V223H26ZM120 224V223H119ZM210 224H212V223H210ZM217 224V223H216ZM10 225V224H9ZM124 225V224H123ZM151 225V224H150ZM176 225V224H175ZM181 225V224H180ZM188 225V224H187ZM191 225V224H190ZM214 225V224H213ZM3 226H4V224H3ZM7 226V225H6ZM13 225H10V227H12ZM31 226V225H30ZM99 226V225H98ZM117 226H119V225H117ZM117 226H116V228H117ZM121 226V225H120ZM129 226V225H128ZM148 226V225H147ZM166 226V225H165ZM179 226V225H178ZM192 226V225H191ZM204 226V225H203ZM207 226V225H206ZM8 227V226H7ZM9 227V228H10ZM16 227V226H15ZM27 227V226H26ZM62 227V226H61ZM89 227V226H88ZM155 227V226H154ZM158 227V226H157ZM175 227V226H174ZM177 227V226H176ZM199 227V226H198ZM20 228V227H19ZM55 228V227H54ZM98 228V227H97ZM159 228V227H158ZM163 228V227H162ZM167 228V227H166ZM177 228H179V227H177ZM182 228V227H181ZM180 228V229H181ZM183 228H185V227H183ZM200 228V227H199ZM94 229H95V227H94ZM126 229V228H125ZM180 229H178V230H180ZM191 229V228H190ZM203 229H205V228H203ZM207 229V228H206ZM96 230V229H95ZM98 230V229H97ZM133 230V229H132ZM174 230H176V229H174ZM2 231V230H1ZM8 231V230H7ZM16 231H18V230H16ZM79 231V230H78ZM92 231V230H91ZM213 231V230H212ZM22 232V231H21ZM81 232V231H80ZM86 231H84V233H85ZM113 232H116V230H114ZM121 232V231H120ZM177 232V231H176ZM180 232V231H179ZM198 232H201V231H198ZM14 233V232H13ZM19 233V232H18ZM60 233V232H59ZM82 233V232H81ZM88 233V232H87ZM92 233V232H91ZM53 234H54V231H53ZM58 234V233H57ZM103 234V233H102ZM124 234L125 233H123V236H124ZM126 234H127V231H126ZM135 234H136V231H135ZM180 234V233H179ZM201 234H203V233H201ZM204 234L206 235L207 233H205L204 232ZM104 235V234H103ZM119 235V234H118ZM128 235V234H127ZM178 235V234H177ZM205 235H204V237H205ZM210 235H212V234H210ZM16 236V235H15ZM18 236V235H17ZM26 236V235H25ZM111 236V235H110ZM7 237H9V236H7ZM63 237H65V236H63ZM62 237V238H63ZM93 237V236H92ZM105 237V236H104ZM11 238V237H10ZM32 238V237H31ZM66 238H67V236H66ZM69 239H70V237H68ZM78 238V237H77ZM80 238V237H79ZM94 238H96L95 237V235H94ZM107 238H108V236H107ZM116 238H118V237H116ZM194 238V237H193ZM6 239V238H5ZM36 239V238H35ZM72 239V238H71ZM127 239V238H126ZM197 239H198V237H197ZM207 239V238H206ZM211 239V238H210ZM44 240V239H43ZM75 240V239H74ZM131 240V239H130ZM176 240V239H175ZM203 240V239H202ZM214 240V239H213ZM13 241V240H12ZM85 241V240H84ZM103 241H105L104 239H103ZM109 241V240H108ZM136 241V240H135ZM181 241V240H180ZM16 242V241H15ZM96 242V241H95ZM164 242V241H163ZM163 242H161V243H163ZM168 242V241H167ZM187 242V241H186ZM193 242V241H192ZM225 242H227V241H225ZM199 243V242H198ZM200 243H203V241H201ZM6 244V243H5ZM33 244V243H32ZM71 244V243H70ZM83 244V243H82ZM137 244V243H136ZM141 244V243H140ZM169 244V243H168ZM196 244V243H195ZM12 245V244H11ZM35 245V244H34ZM86 245V244H85ZM91 245V244H90ZM139 245V244H138ZM190 245H191V243H190ZM12 246H14V245H12ZM32 246V245H31ZM68 246V245H67ZM130 246V245H129ZM133 246V245H132ZM140 246V245H139ZM172 246H174V245H172ZM181 246H183V245H181ZM192 246V245H191ZM199 246V245H198ZM211 246V245H210ZM209 246V247H210ZM83 247V246H82ZM134 247V246H133ZM135 247H137L138 248V246H135ZM171 247V246H170ZM194 248H195V246H193ZM203 247H205V246H203ZM28 248V247H27ZM26 248V249H27ZM173 248V247H172ZM193 248V249H194ZM13 249V248H12ZM30 249H32V248H30ZM174 249V248H173ZM192 249V250H193ZM1 250V249H0ZM78 250V249H77ZM98 250V249H97ZM129 250H130V248H129ZM7 251V250H6ZM15 251V250H14ZM126 251V250H125ZM146 251V250H145ZM174 251H176V250H174ZM187 251V250H186ZM11 252V251H10ZM9 252V253H10ZM105 252V251H104ZM177 252V251H176ZM198 252V251H197ZM204 252H206V251H204ZM2 253V252H1ZM4 253V252H3ZM93 253V252H92ZM102 253V252H101ZM123 253H124V251H123ZM165 253V252H164ZM100 254V253H99ZM200 254V253H199ZM206 254V253H205ZM20 255H21V253H20ZM102 255V254H101ZM123 255V254H122ZM133 255V254H132ZM138 255V254H137ZM174 255V254H173ZM184 255V254H183ZM197 255H198V253H197ZM4 256V255H3ZM172 256V255H171ZM170 256V257H171ZM176 256H177V254H176ZM182 256V255H181ZM185 256V255H184ZM194 256V255H193ZM100 257H102L103 258V255L102 256H100ZM199 257V256H198ZM204 257H205V255H204ZM192 258V257H191ZM201 258H202V256H201ZM196 259V258H195ZM3 260V259H2ZM104 260H105V258H104ZM201 260V259H200ZM5 261H6V259H5ZM194 262H196V260H193ZM1 262V261H0ZM8 262V261H7ZM6 262V263H7ZM191 262V261H190ZM9 263H10V261H9ZM121 263V262H120ZM187 263V262H186ZM110 264V263H109ZM172 264V263H171Z\"/></svg>",
	"mask_w": 264,
	"mask_h": 264
}]
</instances>
